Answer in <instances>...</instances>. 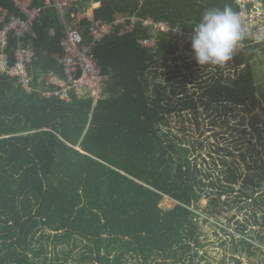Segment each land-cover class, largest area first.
Returning a JSON list of instances; mask_svg holds the SVG:
<instances>
[{
  "label": "trees",
  "instance_id": "trees-1",
  "mask_svg": "<svg viewBox=\"0 0 264 264\" xmlns=\"http://www.w3.org/2000/svg\"><path fill=\"white\" fill-rule=\"evenodd\" d=\"M77 1L70 8L75 16L89 7ZM93 2L99 3L93 21L132 16L164 23L169 31L151 35L138 23L132 32L96 44L91 53L106 82L95 104L72 92L68 102L27 94L0 74V264L208 263L200 229L210 218L236 210L245 213L246 223L264 228V119L258 114L244 120L264 109L252 66L257 53H264V40L254 44L246 34L242 51L225 64L233 75L194 60L199 71L192 93V80L179 73L182 59L172 30L193 33L208 9L227 5L238 14L236 0ZM258 2L264 9V0ZM0 8L17 15L8 0H0ZM90 21L78 23L84 35ZM62 28L54 10L45 9L22 40L34 52L29 67L34 89H54L45 85L44 75L62 77ZM8 39L12 62L17 43ZM140 39L154 42L142 47ZM185 47L193 54L191 44ZM190 112L197 129L204 112L213 116L212 126L221 120L233 132L232 148L217 147L202 159L207 171L197 168L194 155L204 140L190 146L170 127L171 115ZM165 198L173 202L167 210L161 208ZM221 226L224 237L217 241L229 248L231 261L239 264L238 255L260 251L253 242L261 245L264 239L251 235L247 224L236 223L237 234Z\"/></svg>",
  "mask_w": 264,
  "mask_h": 264
},
{
  "label": "built area",
  "instance_id": "built-area-1",
  "mask_svg": "<svg viewBox=\"0 0 264 264\" xmlns=\"http://www.w3.org/2000/svg\"><path fill=\"white\" fill-rule=\"evenodd\" d=\"M89 4L90 15L86 12L78 13L76 16L71 13L70 8L77 0H8L15 9L17 15L9 14L4 8H0V74L15 80V82L30 94L38 92L42 97L55 98L68 102L71 92L79 99L90 98L95 104L103 95L106 77L101 73V67L92 56V48L102 42L106 37L117 34L121 36L132 32L138 23L144 28H149L150 33L168 32L169 28L164 23H154L151 19L139 20L132 16H116L112 22H100L92 20V11L99 6L94 0H83ZM239 7L238 15L242 22L245 33L251 37L254 44H260L264 40V9L258 0H236ZM74 6V5H73ZM45 9H52L56 18L63 25L65 31L58 41L61 49V59L59 64L62 68V77L51 75V78L58 79L56 82L45 81L46 86L52 85L53 90L36 88L31 85V75L29 67L34 58L33 50L23 45V38L29 34L33 25L41 17ZM68 17H75L76 21H70ZM84 17L91 20V24L84 35L78 23ZM70 24L67 29V24ZM61 29V30H62ZM177 39L178 50L181 49L180 42L186 36L193 33H183L179 28L172 30ZM16 39V46L12 49V62L6 53L8 47V37ZM138 43L142 47H150L153 40L140 39ZM191 44V43H190ZM188 45V44H187ZM243 49L241 44L234 55H238Z\"/></svg>",
  "mask_w": 264,
  "mask_h": 264
},
{
  "label": "rangeland",
  "instance_id": "rangeland-1",
  "mask_svg": "<svg viewBox=\"0 0 264 264\" xmlns=\"http://www.w3.org/2000/svg\"><path fill=\"white\" fill-rule=\"evenodd\" d=\"M86 3L83 1H80V6H85ZM91 9V8H90ZM90 9L87 10L86 14L90 15ZM151 34V33H150ZM152 35V34H151ZM191 37L192 36H186L183 41L180 42L181 49L178 50L177 56H179V60L182 59V61L178 62L180 66H178L179 73L188 75V77L192 80V85L188 86L189 91L193 93V76H196V71L198 67H193L191 65L193 61L195 60L193 57V54L186 49L185 46L187 44L189 45L191 43ZM154 42V39H152ZM191 65V66H188ZM184 66H188L189 70H185ZM253 78L254 83L256 84V96L259 98L260 95H264V53L258 52L255 56L253 62ZM220 70H223L225 74H234V71H228V67L224 64L220 67ZM170 73H173L171 71H167ZM175 73V72H174ZM173 73V74H174ZM41 79L45 81L50 80V75H44ZM159 80H162V77H159ZM264 107V105H263ZM202 111H199V114ZM261 119H264V109H255L252 114L247 115L244 117L245 122H247L248 119H250L251 115H258ZM206 113H202L199 122V128L197 129V126L194 124L193 119V112L190 113H182L181 115H171L169 117V123L172 132L174 135L178 137L180 141L188 142L190 146L193 145V141L198 140H204L203 148L201 150H198L195 152V156H197V168L202 167L204 170H210L211 168L208 165L203 166L200 162H202V159L204 160V157L207 156V154L210 152H213L214 149L217 147H226L228 146L229 149L234 146V141L231 139V132L230 130H227V126H220L221 120L219 121L218 125L212 126L211 122L213 119V116H208ZM210 117V118H209ZM221 118H223L221 116ZM231 124V122H230ZM234 135H237V133H234ZM206 138V139H205ZM239 141V142H238ZM238 144H241L244 142L243 138H239L237 140ZM246 144V143H245ZM244 148V146H243ZM264 150V147H263ZM205 162H210L209 159H206ZM212 167V166H211ZM218 170V167H217ZM207 200L202 199L199 203L200 209H204L206 207ZM173 206V202L167 198L163 200L161 203V208L163 210H167ZM250 211V210H249ZM250 214V213H249ZM247 214V216H249ZM202 218H205V214L202 213ZM233 218V219H232ZM228 220H232L230 223H228ZM246 215L245 213H239L236 210H232L230 212H224L221 216H218L217 219L214 217L210 218L209 223L206 225H203L201 227V239L202 242H207V246L204 248L206 251V256L209 260V262H204L202 264H236L234 261H231L230 256L231 253L229 252L228 247H221L220 241H217L218 238H223L224 234L218 229V225L221 224L222 228L226 230V232H235L236 223L238 224H247L248 228L247 230L250 231L251 235H255L256 233H259L260 236L264 239V228H261L260 226H253L250 223H246ZM217 225V226H216ZM257 230V231H255ZM235 234H237L235 232ZM224 240V239H223ZM253 244L260 248V251L256 252V255L247 257L245 254L238 255L240 257V263L239 264H264V240L263 243L260 245L257 241L254 240ZM203 250V251H204ZM226 255V256H225ZM222 261V258H224Z\"/></svg>",
  "mask_w": 264,
  "mask_h": 264
},
{
  "label": "clouds",
  "instance_id": "clouds-1",
  "mask_svg": "<svg viewBox=\"0 0 264 264\" xmlns=\"http://www.w3.org/2000/svg\"><path fill=\"white\" fill-rule=\"evenodd\" d=\"M245 38L241 19L231 7L205 10L193 28L194 59L200 66H223L233 58Z\"/></svg>",
  "mask_w": 264,
  "mask_h": 264
},
{
  "label": "water",
  "instance_id": "water-1",
  "mask_svg": "<svg viewBox=\"0 0 264 264\" xmlns=\"http://www.w3.org/2000/svg\"><path fill=\"white\" fill-rule=\"evenodd\" d=\"M70 24H72V22H69L66 26H67V29L69 28V26H70ZM65 30L64 29H62L61 30V33H63Z\"/></svg>",
  "mask_w": 264,
  "mask_h": 264
},
{
  "label": "crops",
  "instance_id": "crops-1",
  "mask_svg": "<svg viewBox=\"0 0 264 264\" xmlns=\"http://www.w3.org/2000/svg\"><path fill=\"white\" fill-rule=\"evenodd\" d=\"M50 80L53 81V82H56L58 79H55V78L52 79L51 78Z\"/></svg>",
  "mask_w": 264,
  "mask_h": 264
}]
</instances>
